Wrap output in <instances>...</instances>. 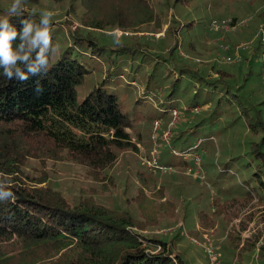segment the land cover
<instances>
[{
  "label": "trees",
  "instance_id": "1",
  "mask_svg": "<svg viewBox=\"0 0 264 264\" xmlns=\"http://www.w3.org/2000/svg\"><path fill=\"white\" fill-rule=\"evenodd\" d=\"M52 1L62 3L64 0ZM67 1L69 8L66 15L75 14L74 4H78L85 7L84 13L88 12V17L81 18L85 28H73L70 20H63L67 31L61 35L57 32L62 31V27L54 28L52 23L53 44L60 42V52L50 58L49 72L29 74L25 81L16 78L8 80L0 74V183L14 194L13 198L0 200V248L4 242L12 240L18 247L20 257L27 258V264H38L45 256L49 260L43 264H188L185 256L174 250L176 244L173 239L138 233L133 229L137 222L126 212H115L92 201L68 204L59 192L48 186H38L43 179L36 183L27 177L23 163L27 157L74 161L84 166L88 173L96 175L115 165L119 151L130 150L138 152L139 164L150 169L140 158V151L128 131L133 127L134 119L130 115L131 108L129 111L126 109V93L119 94L117 90L120 84L133 86L139 68L148 63L152 72L143 76L145 91L141 98L129 102V106L143 107L149 97L147 92H155L163 79L167 83L165 88H161L162 96L156 97V115L147 118V140L136 132V141L144 145L147 156L153 146L151 131L155 119L163 120L158 130V142L164 144L161 148H165L169 155L180 158L176 163H162L163 155L159 150L157 162L186 170L190 162L170 153L171 147L175 149L173 144L178 143L180 149L175 150L184 152L198 139H202L200 145L203 147L208 138L214 137L211 129L218 117L223 113L238 112L237 115L254 137L248 142L246 152L250 156L248 164L254 165L253 172L250 170L251 174L247 178L252 186L246 187L239 198L262 202L264 116L260 109H254L253 105L251 107L253 101L248 100L247 103L236 94L235 87L231 85L232 75L227 71L215 70L214 65L209 67L205 64V68L214 70V77L194 65H179V61L166 64L168 60L165 55H172L177 47L175 41L170 45L169 53H164L161 49L152 48L153 37L137 35L140 41L130 44L117 42L123 40L124 37L120 36H113L111 43L105 40L108 36L104 32L112 30L109 28L117 27L122 31L141 29L159 22L162 14L167 16L169 7L187 6L192 0ZM39 2L25 0L24 16L38 20L39 12L31 6ZM10 4L11 0L9 4L0 0V14ZM120 14L129 16L131 20ZM126 20L127 23H124ZM11 23L18 30L21 27L17 18H12ZM81 29H85V32ZM182 29V36L183 31L189 33L194 30L193 20L185 21ZM261 44V40H257L252 59L257 60L262 55L261 52L258 55ZM94 71L97 83L78 98V88ZM122 76L125 79H120ZM37 82L43 89L40 93L36 92ZM186 94V107L179 108L181 120L176 122L181 125L176 126L174 134L171 135L170 131L169 145H166L161 137L168 127L171 109L178 108L180 99ZM195 107L204 111L196 120L190 116L191 109ZM134 116L136 119L145 118L138 113ZM183 117H186L185 120ZM190 120L193 122L187 123ZM182 125L189 126L180 129ZM259 132L261 137L257 140ZM193 136L191 143L189 138ZM232 161L221 167L217 165V171L222 174L229 172ZM43 164L41 162L40 165ZM138 174L142 182L151 181L153 175L152 171H140ZM193 179L178 174L174 179L171 177L170 181L164 179V182H167L168 187L174 185L171 194H177ZM139 195L142 198L139 199ZM153 195L156 200L152 203L161 210L164 208V217L176 215L177 208L173 200L166 197L163 186H158ZM136 200L140 203L145 201L142 190L138 191ZM199 213L198 222L202 227L213 224L206 213ZM146 221L144 223L151 226ZM232 237L231 233L229 238ZM249 245L251 249L253 243L249 242ZM39 251L45 256H40ZM238 254H242V251H238ZM13 258L0 254V264H9ZM257 259L264 261V242Z\"/></svg>",
  "mask_w": 264,
  "mask_h": 264
},
{
  "label": "rangeland",
  "instance_id": "2",
  "mask_svg": "<svg viewBox=\"0 0 264 264\" xmlns=\"http://www.w3.org/2000/svg\"><path fill=\"white\" fill-rule=\"evenodd\" d=\"M2 1L5 4L10 3V0ZM156 1L163 2L164 0ZM31 7L39 13L45 9L53 11L54 28L62 27V31L57 32L60 35L67 31L66 26L62 24L63 20H70L73 28L76 26L85 28L81 18L83 16L87 18L88 12L84 13V6L80 7L78 4H74L76 11L73 15H66L69 8L67 0L62 3L40 0L37 5ZM120 15L130 19L127 15ZM191 20H193L194 30L189 33L183 31L182 36L184 22ZM225 23L232 26L237 25V27L231 28ZM155 24L151 23L141 29L124 31L112 27L109 28L112 30L104 32L108 36L105 40L111 43L113 36H120V38H124L117 42L130 44L140 41L137 40V35L153 37L151 39L152 48L161 49L164 53H169L168 49L175 41L177 47L172 55H165L168 60L166 64L179 61V65H194L193 67L214 77H216L214 70L205 68V64L209 67L214 65L215 70L227 71L232 75L231 85L233 88L235 87L236 94L247 103L248 100L253 101L251 107L254 106L256 110L260 109L264 116V102L262 105L260 104L261 101H264V56L262 54L257 60L252 59L253 48L257 47L259 39L262 44L258 55L259 52L264 53V0H192L187 6L169 7L167 16L165 13L162 14V19ZM81 30L83 33L85 32V29ZM93 33L97 34V32ZM56 45H59L60 48L59 41ZM193 45L194 47H192ZM59 52L60 49L57 54ZM162 64L164 65V61ZM150 68L148 63L139 68L133 86L126 87L125 84L117 86L119 94L126 93V109L129 111L131 108L132 110L130 115L134 119L133 127L128 131L135 144H139L141 147L144 145L136 141V132L142 135V139L147 140L149 134L147 118L156 115L154 104L156 97L162 96L161 88H165L167 83L163 79L155 92H147L149 97L143 107L134 108L133 105L130 107L129 102L132 103L135 99L141 98L144 93L143 76L152 72L149 70ZM96 79L95 71L86 77V80L78 88V98L97 83ZM120 79H125V77L122 76ZM188 94L180 99L177 110L186 107L184 98H187ZM214 100L216 101V99ZM199 109L190 111V116H194L195 120L202 116V112L204 114V111ZM136 113L144 115L145 118L136 119L134 116ZM233 113H223L218 117L211 129L212 135H214V137L211 136L213 139L208 138L203 145L205 152L201 157L204 175L202 180L191 175L187 169L179 170L181 168L174 166H170V170L164 171L153 167L147 170L139 164L138 152L130 150L119 151L115 165L96 175L88 173L84 166L74 161L45 157L43 160L27 157L26 162L23 163L25 165L23 170L25 175L36 183L43 179L38 186H48L59 192L70 205H76L82 201H92L94 204L112 211L131 214L137 222L133 227L135 231L146 236L157 235L163 239H173L176 244L174 250L182 253L188 264H210L209 249H213V254H217L219 264H264V261L257 259L259 249L264 242V200L255 202L239 198L244 194L243 190L246 187L252 186L247 178L254 165L248 164L250 156L246 152L248 151V142L254 137L250 134L243 119L237 115L238 112ZM179 114L181 115V111ZM185 118L183 117V120ZM171 120L172 115L170 122ZM180 120L179 117L177 122L179 123ZM191 121L193 122L190 120L187 123ZM178 123L173 129L170 128L171 135L174 134ZM152 125L151 134L154 130V124ZM189 125H182L180 129ZM260 137L261 133L259 132L257 140ZM193 139L194 136L189 138L192 140L191 143ZM139 146L137 145L138 149ZM159 146L161 148L164 144L160 143ZM173 147L177 150L180 149L178 143H174ZM160 151L163 155L162 163H176L180 160L179 157L169 155L165 148H161ZM233 157H237V159L233 160ZM229 161H232L230 162L231 170L225 174L219 173L217 165L221 167ZM41 162L44 164L40 165ZM140 171H152L151 181L142 182L138 174ZM178 174L195 180L188 181V184H185L179 193L171 194L174 185L168 187L164 179L170 181L171 177L174 179V176ZM158 186H163L166 197L173 200L177 208L175 216L164 217V208L161 210L152 203L156 200L153 193ZM139 190H142L145 195V201L142 203L138 201L142 198L141 195L136 200ZM162 199L164 200V198ZM215 207L217 210L214 211ZM200 211L206 213L213 224L202 227L198 222ZM144 220H147V224L150 222L151 226H147ZM231 233L233 237L229 238ZM248 241L253 243L251 249ZM245 248L247 249L244 250ZM17 249V245L12 240L7 241L0 248V254L4 253L7 257H14L9 264H27L25 260L27 258L23 257L22 259L17 253ZM238 251H242V254L239 255ZM41 252L39 251L40 256H45ZM48 260L45 256L44 259L38 261V264L46 263Z\"/></svg>",
  "mask_w": 264,
  "mask_h": 264
},
{
  "label": "clouds",
  "instance_id": "3",
  "mask_svg": "<svg viewBox=\"0 0 264 264\" xmlns=\"http://www.w3.org/2000/svg\"><path fill=\"white\" fill-rule=\"evenodd\" d=\"M25 0H11V4L0 14V69L3 77L25 81L29 74H47L50 58L59 51V45L52 40L54 12L43 10L39 19L25 17ZM19 20V30L11 23ZM26 69V71H25ZM43 89L37 82L36 92ZM13 192L0 183V200L13 198Z\"/></svg>",
  "mask_w": 264,
  "mask_h": 264
},
{
  "label": "built area",
  "instance_id": "4",
  "mask_svg": "<svg viewBox=\"0 0 264 264\" xmlns=\"http://www.w3.org/2000/svg\"><path fill=\"white\" fill-rule=\"evenodd\" d=\"M232 23V22H231ZM226 24V23H225ZM231 28H235L237 27V25H230V24H226ZM223 26V25H221ZM217 27V26H216ZM224 27V26H223ZM225 28V27H224ZM264 56V53H262ZM198 107H195L192 109V111H198ZM180 111L177 110L176 108L171 109V115H172V120L171 122L168 124V129H166V131L162 134V140L163 142H165L166 145H169L168 142V136L170 134V128L172 126H174L176 124V122L179 120V116H180ZM162 123V121L160 119H155V121H153L154 124V130L153 133L151 134V139H152V149L149 152V156H147L146 151L144 148H142L141 146H139V144H137L139 146V151H140V158L143 160L144 164L148 167H156L159 170H170L171 167L170 166H164L161 165L157 162V158H158V153H159V142H158V130H159V126ZM210 139H213V137H210ZM202 139H198L196 141V143L192 144L186 151L184 152H179L173 148H171L170 152L174 155H179L181 157H183V159L188 160L193 166L192 167H187V171H192L194 173V176L199 178L200 180L204 179V175H203V171H202V154L205 152V149L203 147H201L200 143H201ZM206 238V236H204ZM213 250V249H212ZM212 250H208L209 252V256H210V264H219V260L217 259V254H213L214 252H212Z\"/></svg>",
  "mask_w": 264,
  "mask_h": 264
},
{
  "label": "crops",
  "instance_id": "5",
  "mask_svg": "<svg viewBox=\"0 0 264 264\" xmlns=\"http://www.w3.org/2000/svg\"><path fill=\"white\" fill-rule=\"evenodd\" d=\"M142 148H144V147H142ZM193 165L190 163V165H188L187 167H192ZM189 173L191 174V175H193L194 176V173L192 172V171H189ZM195 177V176H194ZM198 180V179H197Z\"/></svg>",
  "mask_w": 264,
  "mask_h": 264
}]
</instances>
